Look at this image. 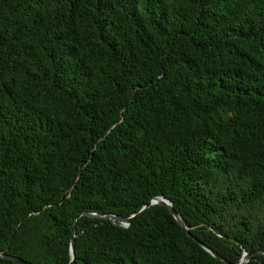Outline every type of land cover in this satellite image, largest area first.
Here are the masks:
<instances>
[{
	"label": "trees",
	"instance_id": "16d2710c",
	"mask_svg": "<svg viewBox=\"0 0 264 264\" xmlns=\"http://www.w3.org/2000/svg\"><path fill=\"white\" fill-rule=\"evenodd\" d=\"M158 196L230 264L264 251V0H0V252L67 264L80 213ZM73 253L223 264L158 205L80 216Z\"/></svg>",
	"mask_w": 264,
	"mask_h": 264
},
{
	"label": "water",
	"instance_id": "95a60500",
	"mask_svg": "<svg viewBox=\"0 0 264 264\" xmlns=\"http://www.w3.org/2000/svg\"><path fill=\"white\" fill-rule=\"evenodd\" d=\"M155 205L164 207L168 211V213L170 214V216L173 218V220L185 232V235L188 238H190L192 241H194L207 254H209L210 256H212L213 258L217 259L218 261H220L223 264H230L225 259H223L219 255H217L216 253H214L213 251H211L210 249H208L207 247H205L201 242H199L198 240H196L188 232V229L183 225V223L181 222L180 218L174 212L171 203L167 199H165V198H163L161 196L152 198L147 204H145L143 207H141V209L139 211H137L135 214H132L131 216H129L127 218L119 217V216H116V215H113V214H89V213H80L72 221V225H71V235H70L69 244H68L69 261H68L67 264H74L75 263V257H74V253H73V237H74L75 224H76L77 219L80 216H87V217H92V218H98V219H102V220H107L109 222H112L113 224H116L118 226H121L123 228H126L135 218H137L139 215H141L147 208H149L151 206H155ZM254 254H262V255H264V251H256V252H253V253H247V252L243 251L242 256L239 259L238 264H244V263L248 262L249 258L251 256H253ZM0 259H4V260L10 261V262L15 263V264H29V263H27V262H25V261H23V260H21V259H19L17 257L8 256V255H5L2 252H0Z\"/></svg>",
	"mask_w": 264,
	"mask_h": 264
}]
</instances>
